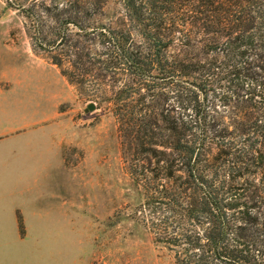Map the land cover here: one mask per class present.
<instances>
[{
	"label": "trees",
	"instance_id": "trees-1",
	"mask_svg": "<svg viewBox=\"0 0 264 264\" xmlns=\"http://www.w3.org/2000/svg\"><path fill=\"white\" fill-rule=\"evenodd\" d=\"M109 107L172 264H264V0H5Z\"/></svg>",
	"mask_w": 264,
	"mask_h": 264
},
{
	"label": "rangeland",
	"instance_id": "rangeland-1",
	"mask_svg": "<svg viewBox=\"0 0 264 264\" xmlns=\"http://www.w3.org/2000/svg\"><path fill=\"white\" fill-rule=\"evenodd\" d=\"M140 193L109 107L34 52L0 0V264H172L138 219Z\"/></svg>",
	"mask_w": 264,
	"mask_h": 264
},
{
	"label": "crops",
	"instance_id": "crops-1",
	"mask_svg": "<svg viewBox=\"0 0 264 264\" xmlns=\"http://www.w3.org/2000/svg\"><path fill=\"white\" fill-rule=\"evenodd\" d=\"M46 172L45 174H42V172ZM37 174H35L36 176H42L43 177V179L44 180H46L47 178H46V174H47V169H42V170H40L39 172H36Z\"/></svg>",
	"mask_w": 264,
	"mask_h": 264
},
{
	"label": "water",
	"instance_id": "water-1",
	"mask_svg": "<svg viewBox=\"0 0 264 264\" xmlns=\"http://www.w3.org/2000/svg\"><path fill=\"white\" fill-rule=\"evenodd\" d=\"M94 110V104L90 103L88 106H87V109L85 110V112H91Z\"/></svg>",
	"mask_w": 264,
	"mask_h": 264
}]
</instances>
